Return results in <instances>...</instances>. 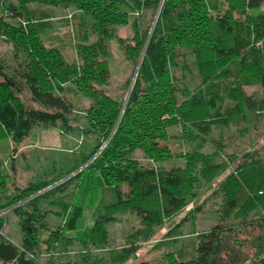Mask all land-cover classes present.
Instances as JSON below:
<instances>
[{
    "label": "trees",
    "instance_id": "obj_1",
    "mask_svg": "<svg viewBox=\"0 0 264 264\" xmlns=\"http://www.w3.org/2000/svg\"><path fill=\"white\" fill-rule=\"evenodd\" d=\"M32 1L0 0V33L9 35L5 37L11 40L16 62L11 69L0 59V139L20 142L39 124L60 122L67 126L68 115L75 109L73 85L90 101L83 112L94 146L70 168H60L54 178L32 180L24 187L12 185L13 190L5 185L9 175L0 160V264H34L37 226L44 216L36 215L41 201L52 209L61 206L69 211L62 232L78 230L76 217L86 204L96 203L100 215L84 229L83 236L101 243V237L93 232H101L115 212L131 210L147 227L170 219L186 204L187 192L196 179L195 163L187 169H164L139 163L135 151L153 162L168 158V128L178 124L188 132L207 133L210 123L227 125L238 106L253 109L256 105L245 97L243 87L264 86L262 0H163L150 36L147 29L135 32L133 45H126L135 61L140 54L142 59L122 112V104L98 85L108 75L106 41L113 37L109 29L125 22L128 11L122 6L127 1L136 6L138 2L37 0L50 5L72 4L85 13L74 30L78 60L68 61L59 47L47 46L42 39L52 28L49 17L28 20L27 5ZM5 17L27 20L11 25ZM21 89L38 108L23 101L18 94ZM199 157L203 163L199 174L204 177L226 168L211 161V156ZM68 173L70 176L59 182ZM69 185L72 196L70 202H64L60 193ZM218 191L222 216L243 217L244 221L257 207L264 212V159L251 156L238 164L224 176ZM50 208L43 209L46 215ZM7 209L16 215L23 232L18 244L2 230ZM259 220L264 222V213ZM205 236L207 239L198 241L192 258L183 260L168 253L167 264H209L217 228L198 238ZM117 254L111 252V258L100 264H111ZM249 264H264V253Z\"/></svg>",
    "mask_w": 264,
    "mask_h": 264
},
{
    "label": "rangeland",
    "instance_id": "obj_2",
    "mask_svg": "<svg viewBox=\"0 0 264 264\" xmlns=\"http://www.w3.org/2000/svg\"><path fill=\"white\" fill-rule=\"evenodd\" d=\"M9 1L15 2V0ZM134 1H137L139 6L131 1H127L128 3L122 6L128 11L125 22L109 29L113 37L106 41L108 75L106 81L98 85L99 89L120 104L125 100L136 65L142 57L140 54L135 61L131 56L132 50L127 49L126 45H133L132 36L135 32L141 33L142 30L147 29L149 34L153 22L155 24L157 20L158 15L156 20L155 16L161 0L157 3L155 0ZM160 8L161 6L159 10ZM261 9H264V0ZM27 13L28 20L29 18L39 20L48 16L52 28L42 35L45 45L59 47L68 61L78 60L74 30L79 19L85 16L82 10H78L72 4L50 5L34 0L28 3ZM25 19L27 20L22 18L19 21L16 18L5 17L6 22L11 25L25 22ZM5 36L9 35L0 33V59L12 69L16 63L13 58L12 43ZM91 39L93 37L89 40ZM183 52L185 49L181 54ZM71 87L73 88L71 98L75 109L68 115L67 126L63 127L60 122L55 125L39 124L20 142L14 143L10 137L0 139V160L3 162L2 168L9 175L5 185L11 187V190H13L12 185L24 187L32 180L54 178L60 168L63 167V170L70 168L83 153H89L94 146L83 112L90 101L73 85ZM243 92L249 101H256V105L253 109L246 108L245 104L238 108L234 105L239 111L231 115L227 125L215 126L214 123H210L211 126L206 128L207 133L195 130L188 132L178 124L168 128L167 134L170 137L165 139L170 151L168 158L153 162L144 157L141 151H135V157L144 165L160 166L164 169L179 166L187 169L188 165L195 163L196 179L191 190L187 192L185 206L179 212L170 219L161 221L159 225L150 227L142 223L131 210L115 212L111 220L104 223L101 232H93L101 237L103 241L101 243L93 241L86 235L83 236L84 229L91 227L100 215L96 203L86 204L83 212L76 217V223L80 225L78 230L62 232L60 227L65 224L69 211L63 210L61 206L52 209L41 201L40 210L36 215L44 216L41 224L37 226L38 244L35 247L34 264H100L101 260L104 262L111 258V252L118 253L117 256L112 257L114 260L111 264L145 262L167 264L168 253L188 260L195 255L198 241L207 239L206 236L202 239L198 236L216 228L218 236L214 240L215 248L213 254L209 256V264H249L258 254L264 253V222L259 220L260 214L264 212L260 208L257 207L249 212L244 221L243 217L222 216L218 209V204L221 202L218 188L224 176L234 170L238 164L251 159V156L264 159V86H244ZM18 94L28 105L38 108L30 100L25 89L18 91ZM97 153L98 151L91 159ZM200 155L211 156V161L226 168L212 177L208 174L210 178L204 177L199 174L203 165ZM91 159L77 171L85 167ZM65 176L59 182L67 179L70 173ZM72 190L69 185L63 193H60L64 202H70ZM46 208H50L51 211L47 212V215L43 210ZM27 209L32 208L27 206ZM5 212L7 213L4 214L2 230L8 239L18 244L23 234L18 219L10 209ZM151 230L153 233L148 237Z\"/></svg>",
    "mask_w": 264,
    "mask_h": 264
},
{
    "label": "water",
    "instance_id": "obj_3",
    "mask_svg": "<svg viewBox=\"0 0 264 264\" xmlns=\"http://www.w3.org/2000/svg\"><path fill=\"white\" fill-rule=\"evenodd\" d=\"M161 3H162V0H161L160 3H159L158 10H157V12H156V16H155V20H156V17H157V15H158V13H159V7L161 6ZM153 26H154V22H153L152 27H151V29H150V31H149L148 37H149L150 34H151V31H152ZM146 42H147V41H146ZM141 59H142V57H140V59H139L137 65H136V69H135V72H134V74H133V77H132L131 83H130V85H129L127 95H126L125 100H124V102H123V104H122V110H121V112L123 111V109H124V107H125V105H126V103H127V100H128L129 94H130V92H131L132 86H133L134 81H135V78H136V76H137V72H138V69H139V66H140V63H141Z\"/></svg>",
    "mask_w": 264,
    "mask_h": 264
}]
</instances>
